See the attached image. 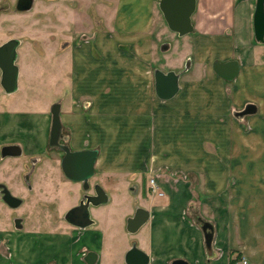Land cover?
Wrapping results in <instances>:
<instances>
[{
  "label": "crops",
  "instance_id": "1",
  "mask_svg": "<svg viewBox=\"0 0 264 264\" xmlns=\"http://www.w3.org/2000/svg\"><path fill=\"white\" fill-rule=\"evenodd\" d=\"M102 1L114 13L112 19L107 18V33L92 45L86 40L79 46H87L82 50L70 45L62 51L74 56L70 94L66 97L72 103L85 97L91 113L84 116L73 111L63 98L61 121L69 130L75 151H98L92 179L102 173L109 178L135 173L138 183L129 185L137 187L132 188L137 202L115 216L110 214L109 205L91 207L94 224L85 229L70 224L65 217L55 231L29 229L26 224L23 228H6L2 219L0 264H127L126 255L134 244L149 255V264H172L178 259L189 264H233L244 258L248 264H264V42L256 39L254 29L258 0H198L194 32L188 37L177 36L193 39L196 49L198 45L201 53L207 52L206 60L211 57L213 61V77L182 87V75L179 93L167 101L157 96L155 85L150 93L149 82L138 77L137 69L126 67V61L129 64L133 59L122 55L116 61L103 51V45L112 41L151 42L155 3L159 5V0ZM60 18H64L62 10ZM63 22L60 37L69 43L73 35L63 32L67 27ZM121 47L118 45L125 52ZM231 60L239 62L240 72L233 81H226L215 72L214 65ZM153 93L156 101L152 102ZM248 104L258 110L244 117L249 128L244 134L238 118L232 115ZM14 115L0 113V143L15 141L13 132H9L16 125ZM42 118L43 142L29 130L18 134L17 139L24 140L32 153L45 149L51 115L44 113ZM27 121L23 114L17 126L24 128ZM112 122L115 134L109 132ZM242 134L244 140L239 147ZM162 153L173 157V163L159 161ZM127 155L133 157L130 170L112 167L127 163L130 159L121 158ZM223 157H229L239 169L245 168V183H189L180 176L173 178L172 173L193 170L195 162L205 172L211 168L223 170ZM49 171L46 167L45 173ZM150 173L158 177L157 190L145 181ZM94 182L104 188L103 181ZM41 187V199L46 204L49 186L42 183ZM104 189L109 201H115L117 192L108 194L110 190ZM85 193L79 182L64 193L60 191V198L71 196L64 213L77 206ZM89 193H94L93 187ZM57 195L55 199L62 204ZM137 208L149 211L150 218L136 233H130L128 220ZM200 219L214 226L212 256L206 250ZM124 229L138 237L118 247L112 241Z\"/></svg>",
  "mask_w": 264,
  "mask_h": 264
},
{
  "label": "rangeland",
  "instance_id": "2",
  "mask_svg": "<svg viewBox=\"0 0 264 264\" xmlns=\"http://www.w3.org/2000/svg\"><path fill=\"white\" fill-rule=\"evenodd\" d=\"M3 1L0 0V4ZM8 2L11 4L12 11H9L10 13L7 11L0 14V44L12 38L22 40L23 44L18 48L17 65L20 70L19 88L15 93L7 94L3 89L1 85L2 73L0 70V113L15 114L14 119L16 125H14L12 131L10 128L9 132H13L15 141H20L27 148L24 140L17 139L19 138L18 134H21V131L27 132L29 130L31 134L36 135L38 141L43 142L42 139H44L45 129L42 116L44 113L50 114L51 107L54 103L60 102L62 104L63 98H65V104L69 101V105L72 106L70 108L73 111L84 116L91 113L90 108L87 107L88 103H84L85 97L77 103H72L69 96L66 97L70 94L71 78L74 71V56L70 51L66 54H62V51L70 45L72 48L78 49L79 46L87 42L86 40L89 41V43H86L88 45H92L94 42L96 43V41L100 40L99 38L103 37V34L107 33V18L112 19L114 13L106 9V6H104L105 3L102 0H33V7L30 11H20L17 9V0H8ZM116 3L117 1L114 5ZM60 8L64 14L62 20L60 18ZM154 10L156 25L152 30L151 42L148 44H131L112 41L111 43L103 45L104 53H110V58L116 61L122 55L133 59L129 61V64L126 61V67L137 69L138 77H142L145 81L149 82L151 94L154 90V74L156 69H161L164 72L175 70L177 73H180L185 70L189 59L191 60V66L189 72L183 74L181 80L182 87L188 82L212 79L213 61L210 59L211 57L206 60L207 52L201 53L198 45H196V49L193 39L179 38L176 33L172 32L165 22L157 3H155ZM61 21H64V25L67 24L63 32L71 36L73 35L69 43H66L65 39L60 37ZM97 38L98 40H96ZM164 44H169L170 46L167 51H162L161 49ZM118 45L124 47L125 52L123 49L118 48ZM85 47L87 46H83L79 50ZM154 94L152 95V102L156 101ZM241 110L239 109V111ZM23 114H26L28 118V121L25 123L26 127L24 128L19 125L17 126V121ZM233 115L232 118H235ZM49 121L47 120V122ZM237 121L242 127L240 131L243 130L244 134L246 131H249L245 118H238ZM112 124L113 126H110L109 132L115 134V124L113 122ZM64 128L68 133L69 130L66 127ZM243 138L242 134L238 140L239 147ZM209 143V146L214 149V144L212 142ZM51 155L59 158L56 153H51ZM164 156V153L158 155L159 161L163 162L168 160L172 162L173 157ZM121 158L130 160H127V163H119L117 161L118 163H115L112 167L130 170L133 167V157L127 155ZM225 158L223 157V170H216L210 167L211 171L205 172L203 166H200V168L196 164L198 162H193L194 164L191 165L193 170L190 169L185 174L182 172L172 173L173 178H179L180 176L183 179H189V183H245V168L240 166L241 168L239 169L237 163L232 164L230 160L231 156L230 158L227 157V160ZM53 165L59 170V163L57 161H54ZM62 173L63 171L59 170L55 177L59 183H47L50 190H47V196L49 198H47L46 207L41 208L35 206L36 200L33 201V198L31 204L22 205L14 212V214L19 216L26 217L28 215L27 228L32 229L34 227V229L43 231L58 230L60 219L65 217L66 214L64 212L68 208L69 200L71 201V196L68 194L65 197L62 196L63 198L61 197V199L59 192L62 191L64 193V190H67L75 184L70 183L67 180L68 178L64 174L62 175ZM158 173L163 174L164 172ZM164 174L167 175V172ZM124 175L111 176L109 178L108 176L103 177L105 175L102 173L92 179L93 183H90L94 187V181H98L96 183L103 181L104 188L112 191H107L109 192L108 194L117 192L116 200L113 201L110 199L105 204L107 206L109 205L111 210L110 214L114 216L122 215L137 202L134 197L135 193L132 190L135 187L129 185V183H138L136 175L130 172L124 173ZM154 177H157L156 173H150L145 178L146 183L151 184V180ZM157 183H159L158 177ZM82 188L84 190L83 184ZM56 195L58 200L62 201V204H58V201L55 199ZM5 212L9 213V210L1 204L0 214ZM4 224L7 223L5 222ZM124 230L123 233L117 234L115 236L116 238L112 241L118 247L126 243L135 242L138 237L137 235L129 234L126 229Z\"/></svg>",
  "mask_w": 264,
  "mask_h": 264
},
{
  "label": "water",
  "instance_id": "3",
  "mask_svg": "<svg viewBox=\"0 0 264 264\" xmlns=\"http://www.w3.org/2000/svg\"><path fill=\"white\" fill-rule=\"evenodd\" d=\"M20 11H30L33 7V0H21ZM198 0H159V8L169 29L178 34L179 37L187 36L194 32L193 15L197 10ZM254 29L256 39L264 42V0H258L254 15ZM21 46V40L12 38L0 46V69L2 71V87L7 94L15 93L19 88V67L18 48ZM169 44L162 45V51L169 49ZM191 60H188L184 71L164 72L161 69L155 70V89L157 96L164 101L174 98L180 91V79L184 73L189 71ZM215 72L226 81H233L240 72V64L237 60L228 62L217 61L214 65ZM62 105L55 104L51 110L52 128L51 144L60 139L63 125L61 121ZM257 107L254 104H248L246 107L234 115L236 118H244L257 113ZM65 156L62 160V171L64 175L74 181L84 185L86 192L80 203L70 209L65 216V220L81 229L94 224L91 218V207H97L108 203L109 197L101 185L93 187L94 193L90 194L92 189L90 180L95 176V165L98 158L97 150L71 151L63 147ZM4 151H9L15 156L21 155L22 148L19 145L6 146ZM3 200L12 207L19 205V199L13 196L7 189L3 191ZM150 218V212L144 208H137L133 217L128 220V231L136 233ZM202 231L204 233L206 250L210 256L213 255L214 226L208 221L200 219ZM92 256V255H91ZM96 259V256H95ZM127 264H149V255L137 247L136 244L128 251L126 255ZM172 264H189L186 260L178 259Z\"/></svg>",
  "mask_w": 264,
  "mask_h": 264
},
{
  "label": "flooded vegetation",
  "instance_id": "4",
  "mask_svg": "<svg viewBox=\"0 0 264 264\" xmlns=\"http://www.w3.org/2000/svg\"><path fill=\"white\" fill-rule=\"evenodd\" d=\"M22 5L23 4L21 3V0H17V9H19V7ZM7 11L8 13L12 11L11 4L8 2V0H4L3 3L0 4V14ZM7 41H5L4 43H6ZM4 43L0 44V46ZM58 103H54L51 107V110L53 106ZM51 110L50 128L47 133L45 149L42 152L40 151L37 153H32L28 151L20 141L0 143V205L3 204L9 210V213L5 212L0 214V221L3 219V221L7 223L6 226L8 225L12 228L24 227V225L26 224L25 222H28V215L26 217L22 215L19 216L14 214V212L22 205L31 204L33 198V201L36 200L35 206H39L41 208L46 207V204L41 199L42 183H59V181L55 179L57 175V168H55L53 162L57 161L59 163V169L60 171H62V160L66 154L63 150V147L69 148L71 151H75L71 145L70 135L65 131V128H63L62 130L60 139L51 144ZM11 145H19L22 148L21 155L15 156L9 151H4V148L6 146ZM51 153H56L59 158L52 156ZM46 167L50 171L45 173ZM67 180H69L70 183H76L70 179ZM90 183L93 182L90 180ZM4 189H7L13 196L19 199L20 202L17 207H12L4 202ZM68 211L65 214H67Z\"/></svg>",
  "mask_w": 264,
  "mask_h": 264
},
{
  "label": "built area",
  "instance_id": "5",
  "mask_svg": "<svg viewBox=\"0 0 264 264\" xmlns=\"http://www.w3.org/2000/svg\"><path fill=\"white\" fill-rule=\"evenodd\" d=\"M151 186L154 190H157V188H158L157 177L152 178ZM236 264H248V261L244 258V259L238 261Z\"/></svg>",
  "mask_w": 264,
  "mask_h": 264
},
{
  "label": "trees",
  "instance_id": "6",
  "mask_svg": "<svg viewBox=\"0 0 264 264\" xmlns=\"http://www.w3.org/2000/svg\"><path fill=\"white\" fill-rule=\"evenodd\" d=\"M236 262H234L233 264H235Z\"/></svg>",
  "mask_w": 264,
  "mask_h": 264
}]
</instances>
